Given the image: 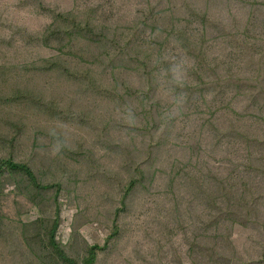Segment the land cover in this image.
Returning a JSON list of instances; mask_svg holds the SVG:
<instances>
[{
	"label": "rangeland",
	"instance_id": "374dc122",
	"mask_svg": "<svg viewBox=\"0 0 264 264\" xmlns=\"http://www.w3.org/2000/svg\"><path fill=\"white\" fill-rule=\"evenodd\" d=\"M0 157V264H264V0H0Z\"/></svg>",
	"mask_w": 264,
	"mask_h": 264
},
{
	"label": "trees",
	"instance_id": "16d2710c",
	"mask_svg": "<svg viewBox=\"0 0 264 264\" xmlns=\"http://www.w3.org/2000/svg\"><path fill=\"white\" fill-rule=\"evenodd\" d=\"M51 13L55 20L53 25H50L48 29H46L42 35V37L45 38L43 40L44 42H47L50 40L51 37L63 34L64 37L66 36L68 40H76L78 41V37H81L82 35L85 36L87 34H93V29L91 28V25L88 23H81L76 21V19H73L71 17H68L65 14L61 13H55V11H48ZM201 22L204 25V16H201ZM185 32H182L184 34ZM186 38V34L183 36ZM48 38V40H47ZM89 37L87 40H90ZM85 39H80L79 42H85ZM53 68H61L60 62L57 60L54 62H49V64L41 66L40 71L43 70H51ZM66 74L70 75V71L63 70ZM74 77H77L76 75ZM15 99H27L31 98L32 100H35L32 95L29 93H23L19 91L15 96ZM54 110V109H53ZM7 170L10 173H17L23 175L25 178H27L31 184H33L37 189L41 188L36 180V177L34 173L32 172L31 168L28 166V164L23 162H16L11 157H0V178L3 175L4 171ZM136 180H132L129 185L126 188V193H129V191L132 189L133 185L135 184ZM48 187V186H47ZM41 222H45L44 220H41ZM61 222V213H60V207L57 205V211L55 213V218L50 221V228L46 231V234L44 235L48 246L51 248L53 254L57 256L59 260H61L64 264H94L99 252L103 251L107 245V242L115 237L118 232L117 225L114 226L113 233L110 234V236L106 239V243L101 245H93L88 248V255L83 259L81 263H78L75 259L71 258L63 249V245L58 242L56 238V234L59 228Z\"/></svg>",
	"mask_w": 264,
	"mask_h": 264
}]
</instances>
